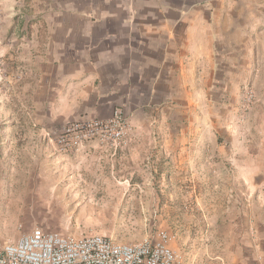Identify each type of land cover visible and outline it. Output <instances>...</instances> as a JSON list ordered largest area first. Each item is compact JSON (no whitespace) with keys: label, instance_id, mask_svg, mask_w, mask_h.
<instances>
[{"label":"crops","instance_id":"obj_1","mask_svg":"<svg viewBox=\"0 0 264 264\" xmlns=\"http://www.w3.org/2000/svg\"><path fill=\"white\" fill-rule=\"evenodd\" d=\"M87 4L66 25L69 33L49 40L54 48L38 83L50 107H63L52 121L104 119L121 109L136 129L124 141L93 139L66 154L47 147L41 163L47 193L72 202L136 197L162 203L161 209L169 204L166 216L176 219L175 204L192 202L193 194L198 199L196 187H208L211 174L225 171L235 209L245 210L247 234L257 242L256 260H264V0ZM136 6L152 18L133 19ZM246 90L253 93L248 104ZM197 97L205 124L234 127L230 143L221 129L211 144L204 129H170L176 120L169 112L183 107L188 122ZM162 121L168 130H150ZM197 138L201 146L193 148ZM199 166L204 173L197 182Z\"/></svg>","mask_w":264,"mask_h":264},{"label":"rangeland","instance_id":"obj_2","mask_svg":"<svg viewBox=\"0 0 264 264\" xmlns=\"http://www.w3.org/2000/svg\"><path fill=\"white\" fill-rule=\"evenodd\" d=\"M152 2L135 0V5ZM87 3L88 0H0V243H14L34 227L73 237L103 235L119 244L155 239L162 230L171 237L168 246L181 264H264L263 256L256 260L260 255L256 254L257 242L247 234L245 210L237 205L235 209L232 188L226 185L231 174L225 171L223 177L211 174L208 187H196L198 199L193 194L192 202L182 198L175 204L176 219L166 216L169 204L161 209L162 203L139 202L136 197L117 202H111V197L72 202L47 193V172L41 168L46 148H55L61 154L78 149L58 143L63 130L70 129V138L79 134L82 124L109 120L116 112L122 114L127 133L136 129L121 109L104 119L81 116L62 123L52 121L63 107H50L47 92L38 83L45 74V56L50 46L51 51L54 48L49 40L56 33L61 37L69 33L66 25L83 14L79 8ZM136 7L131 13L133 19L152 18L151 11ZM194 103L197 106L192 108V115L188 114V122L183 120V107L169 112L176 120L170 129H189V125L193 131L204 129L208 133L204 140L210 144L215 130L221 129L223 141L230 143L234 127L228 123L205 124L198 97ZM148 126L155 131L169 129L164 121ZM200 146L197 138L193 148ZM199 168L193 172L197 182L204 173ZM221 179L224 185H217ZM183 191L182 187L181 196ZM202 210L204 217L200 215Z\"/></svg>","mask_w":264,"mask_h":264},{"label":"built area","instance_id":"obj_3","mask_svg":"<svg viewBox=\"0 0 264 264\" xmlns=\"http://www.w3.org/2000/svg\"><path fill=\"white\" fill-rule=\"evenodd\" d=\"M252 99L247 90L246 103ZM124 122L116 112L109 120L82 124L79 134L70 138V129L63 130L58 143L77 149L96 137L124 141L128 131ZM170 240L162 230L155 239L119 244L103 235L73 237L34 227L14 243H0V264H181L168 246Z\"/></svg>","mask_w":264,"mask_h":264}]
</instances>
